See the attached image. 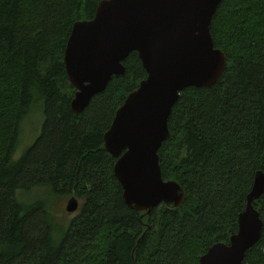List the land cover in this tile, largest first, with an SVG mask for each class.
Instances as JSON below:
<instances>
[{"label": "trees", "instance_id": "1", "mask_svg": "<svg viewBox=\"0 0 264 264\" xmlns=\"http://www.w3.org/2000/svg\"><path fill=\"white\" fill-rule=\"evenodd\" d=\"M103 1L0 0V264H200L230 245L264 172V0H224L211 32L225 72L181 94L159 152L164 180L185 200L149 214L126 205L104 136L147 72L131 54L125 74L76 115L64 64L75 24L92 21ZM41 104L42 133L13 162L22 124ZM38 187L85 199L79 217L61 227L46 204L18 201ZM254 206L264 224V196ZM243 264H264V229Z\"/></svg>", "mask_w": 264, "mask_h": 264}, {"label": "water", "instance_id": "2", "mask_svg": "<svg viewBox=\"0 0 264 264\" xmlns=\"http://www.w3.org/2000/svg\"><path fill=\"white\" fill-rule=\"evenodd\" d=\"M224 0H106L92 21L75 24L64 56L69 82L77 90L72 110L81 115L125 74L133 53L147 79L130 94L104 136L106 151L117 159L114 174L126 205L149 214L165 205L179 208L182 187L166 182L159 152L171 137L169 120L181 94L211 88L222 77L227 57L215 48L213 18ZM264 196V172L255 176L238 233L230 245L216 244L200 264H243L260 241L264 224L254 204ZM72 199L68 212L78 210Z\"/></svg>", "mask_w": 264, "mask_h": 264}, {"label": "rangeland", "instance_id": "3", "mask_svg": "<svg viewBox=\"0 0 264 264\" xmlns=\"http://www.w3.org/2000/svg\"><path fill=\"white\" fill-rule=\"evenodd\" d=\"M25 119L21 128L20 145L13 158V162H18L24 154L34 145L40 137L45 123L44 105L35 107ZM17 199L21 204L32 206L37 203L46 204L48 211L55 218L58 226L67 227L71 222L79 217L86 203L85 199L79 198L74 194L61 193L55 194L53 190L46 187H38L31 191H20ZM72 199L78 201V210L69 213L67 208Z\"/></svg>", "mask_w": 264, "mask_h": 264}]
</instances>
